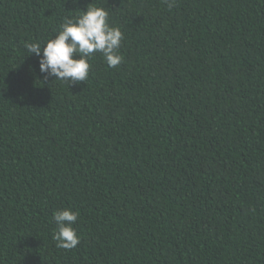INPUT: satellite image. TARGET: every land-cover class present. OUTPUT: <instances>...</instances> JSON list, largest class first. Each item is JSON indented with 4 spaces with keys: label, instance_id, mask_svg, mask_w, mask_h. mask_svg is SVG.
<instances>
[{
    "label": "trees",
    "instance_id": "1",
    "mask_svg": "<svg viewBox=\"0 0 264 264\" xmlns=\"http://www.w3.org/2000/svg\"><path fill=\"white\" fill-rule=\"evenodd\" d=\"M89 4L122 63L45 81L25 43ZM0 264H264V0H0Z\"/></svg>",
    "mask_w": 264,
    "mask_h": 264
},
{
    "label": "clouds",
    "instance_id": "2",
    "mask_svg": "<svg viewBox=\"0 0 264 264\" xmlns=\"http://www.w3.org/2000/svg\"><path fill=\"white\" fill-rule=\"evenodd\" d=\"M169 8L176 6V0H165ZM109 13L103 7L89 4L79 15L65 17L59 30L46 42H28L24 47L28 55L39 58V71L47 81H61L68 85L83 83L87 80L89 60L100 53L111 68L118 67L123 57L119 50L123 33L119 27L108 22ZM79 212L71 208H62L52 215L56 228L53 240L57 247L70 250L80 243L76 224Z\"/></svg>",
    "mask_w": 264,
    "mask_h": 264
}]
</instances>
